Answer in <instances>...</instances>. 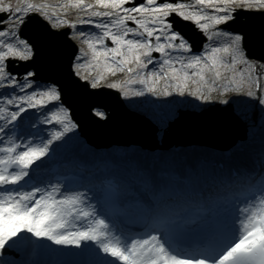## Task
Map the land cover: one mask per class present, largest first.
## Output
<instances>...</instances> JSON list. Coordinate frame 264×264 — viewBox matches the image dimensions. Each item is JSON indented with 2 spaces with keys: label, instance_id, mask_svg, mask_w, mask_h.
Listing matches in <instances>:
<instances>
[{
  "label": "snow or ice",
  "instance_id": "1",
  "mask_svg": "<svg viewBox=\"0 0 264 264\" xmlns=\"http://www.w3.org/2000/svg\"><path fill=\"white\" fill-rule=\"evenodd\" d=\"M70 10L77 13L75 20L67 19ZM249 13L264 15V0H0V264H20L6 253L32 246L47 252L75 249L64 254L82 257L57 264H264V176L249 178L225 199H201L191 206L183 203L179 186L147 170L128 181L99 178L84 191L73 190L68 179L37 186L33 181L78 125L61 103L56 83L41 85L35 72L20 77L15 68L34 56V42L24 38L33 17L55 31L94 25L97 32L70 36L86 46L79 48L72 73L93 90L118 89L124 97L187 92L209 101L203 87L217 91L220 69L234 72L242 64L249 79L241 70L238 79H226L223 92L231 90L264 107V76L257 72L264 64L248 59L246 33L218 27L230 28ZM180 22L194 23L215 46L209 43L202 53L185 56L192 45L177 30ZM149 65L158 68L144 72ZM125 70L132 75L105 83L107 75ZM206 71L214 72V79L209 81ZM136 84L143 88L129 87ZM92 114L108 119L102 106ZM124 208H134L137 216L129 218ZM133 226L143 230L133 232Z\"/></svg>",
  "mask_w": 264,
  "mask_h": 264
},
{
  "label": "water",
  "instance_id": "2",
  "mask_svg": "<svg viewBox=\"0 0 264 264\" xmlns=\"http://www.w3.org/2000/svg\"><path fill=\"white\" fill-rule=\"evenodd\" d=\"M242 18L230 28L246 33L248 54L264 62V15L249 13ZM38 19L33 17V22L24 29V38L30 37L34 42V56L20 71L34 69L36 78L56 83L72 118L92 142L101 145L137 142L154 148L155 128L148 120L127 110L115 91L90 89L72 75L71 64L77 47L67 37L68 30H49L41 27ZM179 29L195 48L200 46L201 41L196 42L197 33L189 22H180ZM96 106L109 107L106 121L93 116L92 109ZM242 136V124L233 113L232 105H215L200 112L183 111L164 134L163 143L165 146L199 143L228 148Z\"/></svg>",
  "mask_w": 264,
  "mask_h": 264
},
{
  "label": "rangeland",
  "instance_id": "3",
  "mask_svg": "<svg viewBox=\"0 0 264 264\" xmlns=\"http://www.w3.org/2000/svg\"><path fill=\"white\" fill-rule=\"evenodd\" d=\"M51 2L54 3L55 0H51ZM172 2H173V0H172ZM76 16H77V13H75V16L73 13L72 18L74 19V17L76 18ZM209 43H213V45L215 46L214 41L213 42H210V41L204 42V45L209 44ZM80 47H85V49H86V46L80 45ZM133 66H135V65L133 64ZM176 67H179V65L177 64ZM151 70H153V68L151 65H149L148 69H145L144 71L147 72V71H151ZM220 70H221V78L224 81V83L226 82L227 78H231L233 76H235L238 79L241 70L244 71V73H245L244 78H245V80H247V77H246L247 70H246L245 65L237 64L234 72L232 70H225L223 68H221ZM260 70L262 71V68H260ZM101 71H103V68H101ZM191 71H195V69H189V72H191ZM131 75H126L123 72H117L115 76L107 75V80L105 81V83L114 82V81L115 82H122L123 80L130 77ZM205 76L207 78V71L205 72ZM263 76H264V74H263ZM193 79H198V77H194ZM136 85H130L129 87L137 88ZM163 85H164V83H162V81H160V87L161 88L163 87ZM190 87L194 90L196 86L190 85ZM246 90H247V84L245 85V88H244V91H246ZM203 92L206 95H210L212 97V99L209 101H203V100L198 99L197 97H193V96L189 95L187 92L185 93L184 96H180L179 94H177V96H175V97L174 96H168V97L160 96L163 100V103H164L163 107H164V109L167 110V112L169 114V116H168L169 119L170 120L174 119L175 116H177L176 113L174 112V109L176 107L175 101L177 102L176 104L179 103V105H181L182 109H184V110L200 112L204 108H206L210 103H220V104L224 105L225 103H222L221 101L222 100H228V102L233 104L234 111L236 112V114L240 117V119L245 124V133H247V135L249 134V137H250L249 143L245 144L244 146L251 147L252 150H248L246 148H243V149L237 148V144H234L232 146V148H230L229 151L224 154V156H233L235 159H241L243 161L246 158L244 156L245 153H247L249 155V151L260 152V150H261L260 147H264V134L260 133L258 135L257 133H255V130H254L255 125L254 124L256 122L264 124V107L260 106L258 104V102L257 103L252 102L251 98H248V97L242 96V95H237L231 90L228 93H224L223 89L221 91L217 90L215 92L209 93L207 86H204ZM121 94H122V92H121ZM156 97H159V96H156ZM126 98L127 99H125V100L128 103V105H129L128 107L130 109H133V110H135L141 114L146 115L153 123L156 124V126L158 128L157 129V144L161 145L160 139H162V131L166 130V127H167L166 121L161 119L158 115H156L155 110L153 109L151 103L147 99H144V96H142V97L129 96ZM65 140H66V142H64L62 145V147L64 149H67V148L75 145V146H77V148H78V146H80V148H78V149L83 154L93 152V149L91 147H89V145L86 146L84 144L85 141L78 135V133L76 132V129L72 133L67 134ZM82 144H84V145H82ZM136 149H138L140 152H142L141 148L136 147ZM170 149L171 150L169 151L168 154H164L162 152L152 153V155H155V156H162V158H163L162 166L166 170H169L170 167L173 168V170H175V171H177L178 169L183 170L184 168L189 166L188 164L185 163V161L182 163V159L183 160H190V158H192L196 155V152L194 150H197V149L205 150L206 152L208 151L209 156H212V153H211L209 147L205 148V149H201L199 146L193 145V144L171 147ZM94 152H99V154L104 153L109 157L113 156L120 163L123 162L122 158L124 156V152L120 153L116 149V147H108V148L103 149L102 151L95 149ZM154 161L157 162V160H154ZM190 161H192V160H190ZM196 162H197V158L195 157L193 162H192V165H194ZM181 163H182V165H181ZM125 165L132 173H135L137 168H138V166L136 164L132 165L131 167H129L127 164H125ZM117 171H119V170H117ZM33 239H35V238H33ZM38 242L43 243V244H48V241H38ZM57 247L58 246L52 247V248H57ZM22 252L28 253L30 258H31V261H35L36 258H38L39 256H42V255L54 254L52 252H47V251H42V250L36 249L35 246H32L28 250H22Z\"/></svg>",
  "mask_w": 264,
  "mask_h": 264
},
{
  "label": "bare ground",
  "instance_id": "4",
  "mask_svg": "<svg viewBox=\"0 0 264 264\" xmlns=\"http://www.w3.org/2000/svg\"><path fill=\"white\" fill-rule=\"evenodd\" d=\"M69 56H70V54H67V57H69ZM67 78H69V77L67 76ZM64 82H65V80H64ZM238 119L240 120V118H238ZM205 155H206V151L198 152V156L201 158V160L204 159V156ZM132 156L136 157V160L137 161H140V163L142 164V162H143L144 159L141 156V153L138 152V150L135 149L132 152ZM176 173H177V175L179 176V178L181 179V182H182V183H178L177 186L178 185H182V186H184L186 188V190H192V189H194L196 187L203 188L204 183L201 180L203 172L200 171V168L199 167H193L192 169H190L189 171H186L184 173H178V172H176ZM75 251H76L75 249H64L62 251V254H61L62 255V261H60V262H71V261H73L72 260V256L73 255H66L64 253H67V252H75ZM16 253L17 254L18 253L20 254V251L19 252H16ZM8 256L9 255L6 254V257H8Z\"/></svg>",
  "mask_w": 264,
  "mask_h": 264
}]
</instances>
